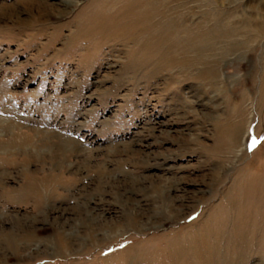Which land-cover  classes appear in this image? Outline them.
<instances>
[{"label": "rangeland", "instance_id": "obj_1", "mask_svg": "<svg viewBox=\"0 0 264 264\" xmlns=\"http://www.w3.org/2000/svg\"><path fill=\"white\" fill-rule=\"evenodd\" d=\"M0 127V264H264V0H0Z\"/></svg>", "mask_w": 264, "mask_h": 264}, {"label": "bare ground", "instance_id": "obj_2", "mask_svg": "<svg viewBox=\"0 0 264 264\" xmlns=\"http://www.w3.org/2000/svg\"><path fill=\"white\" fill-rule=\"evenodd\" d=\"M141 3V2H140ZM139 4V3H138ZM151 6V5H150ZM249 7H251V8H253L254 7V5H252V4H250V6ZM227 9V8H226ZM56 10L58 11V12H60L62 9L61 8H59V7H57L56 8ZM137 10V9H136ZM149 10V9H148ZM249 10V9H248ZM145 11H147L146 9H145ZM132 12V11H131ZM134 12V11H133ZM150 11H148V13H149ZM209 12V11H208ZM135 13H136V11H135ZM93 14V13H92ZM133 14V13H132ZM145 14V13H144ZM146 14H147V12H146ZM108 15V14H107ZM138 15V14H137ZM137 15H134L135 17L137 16ZM244 15V14H243ZM99 17H100V15H98ZM143 16V15H142ZM103 17V16H102ZM236 17V16H235ZM92 18V17H91ZM90 18V19H91ZM94 18V17H93ZM96 18H97V16H96ZM127 18V17H126ZM129 18V17H128ZM134 18V17H133ZM133 18H132V20H131V22H133ZM145 18H147V17H145ZM144 18V19H145ZM102 19V18H101ZM103 19H105V18H103ZM130 19V18H129ZM128 19V20H129ZM246 19V18H245ZM110 20V19H109ZM203 20V19H202ZM104 21V20H103ZM136 21V20H135ZM222 21V20H221ZM220 21V22H221ZM246 21V20H245ZM199 22V21H198ZM82 23V22H81ZM102 23V22H101ZM108 23V22H107ZM110 23V22H109ZM134 23V22H133ZM228 23V22H227ZM238 23V22H237ZM120 24V23H119ZM130 24V23H129ZM128 24V25H129ZM109 25V24H108ZM144 25H145V23H144ZM225 25V24H224ZM234 25V24H233ZM94 26V25H93ZM105 26H106V24H105ZM119 26V25H118ZM232 26V25H231ZM261 26V25H260ZM80 27V26H79ZM85 27V26H84ZM99 27V26H98ZM180 27V26H179ZM224 27V28H223ZM222 27V25H221V29H219L218 28V31L219 32H217V33H219V36H222V37H224V38H228L229 36H231V34H235V30L236 31H238L237 33L239 34V35H237V36H244L245 35V33L246 32H248V33H250L251 32V36L253 35H256V34H259V33H262V28L261 27H257V26H255V24L253 25L252 23H251V27H250V24H249V22L247 23V21H246V23H242V26H240V28H239V30H237L236 29V27L235 28H232V31L231 30H229L228 28H229V26H228V24H226L225 26H223ZM97 28V27H96ZM96 28H94V29H96ZM108 28V27H107ZM112 28V27H111ZM131 28V27H130ZM196 28V27H195ZM82 29V28H81ZM88 29V28H87ZM103 29V28H102ZM216 29V28H215ZM80 30V29H79ZM100 30V29H99ZM109 30V29H108ZM114 30V29H113ZM169 30V29H168ZM83 31H85L86 32V30H84L83 29ZM88 31V30H87ZM98 31V30H97ZM185 31V30H184ZM210 31V30H209ZM215 31H217V30H215ZM214 31V29L213 30H211L209 33L207 32V34H205V36L203 37V40H204V42L202 41V40H199L198 38H202V37H199L198 35H197V37H195V39L197 38L199 41H201V43H202V46L204 47L203 48V51L206 49V47H208V45H209V47H210V45L212 46V45H214L215 46V43H213V41L211 42V40L212 39H214L215 37H216V32ZM229 31H231L230 33H229ZM82 32V31H81ZM93 32V31H92ZM92 32H90V33H92ZM146 32V31H145ZM166 32V31H165ZM206 32V31H205ZM84 33V32H83ZM89 33V32H88ZM169 33H171V32H169ZM185 33V32H184ZM252 33H254V34H252ZM256 33V34H255ZM86 34V33H85ZM95 34V33H94ZM115 34V33H114ZM175 34V33H174ZM233 34V35H234ZM160 35V34H159ZM178 35V34H177ZM218 36V37H219ZM234 36H236V35H234ZM262 36V35H261ZM86 37H88V36H86ZM175 37V36H174ZM218 37H216V38H218ZM257 37V36H256ZM94 38V37H93ZM162 38V37H161ZM170 38V37H169ZM173 38V37H172ZM240 38V37H239ZM238 38V39H239ZM90 39V38H89ZM139 39V38H138ZM158 39V38H157ZM184 39V38H183ZM194 39V38H193ZM219 39H221V38H219ZM178 40V39H177ZM192 40V39H191ZM218 39H216V41H217ZM240 40V39H239ZM112 41V40H111ZM136 41V40H135ZM183 41V40H182ZM198 41V42H199ZM224 41V40H223ZM234 42V44H237L238 42H236L235 40H233ZM94 42V41H93ZM189 42V41H188ZM187 42V43H188ZM190 42H192V41H190ZM197 42V44H199ZM218 42V41H217ZM221 42H222V40H221ZM186 43V42H185ZM193 43V42H192ZM213 43V44H212ZM95 44V43H94ZM158 44V43H157ZM167 44V43H166ZM177 44V43H176ZM217 44V43H216ZM233 44V45H234ZM160 45V44H159ZM178 45H180V44H178ZM188 45H190L189 43H188ZM186 46V45H185ZM201 46V45H200ZM181 47V46H180ZM192 48H194V47H192ZM181 50H182V48H180ZM200 49V48H199ZM172 50V49H171ZM193 51V50H192ZM191 51V52H192ZM203 51H202V54H203ZM206 51V50H205ZM201 54V53H200ZM205 56H206V54H205ZM198 57V56H197ZM208 57V56H207ZM201 58V57H200ZM199 58V59H200ZM182 59V58H181ZM189 59V58H188ZM180 60V59H179ZM206 60V59H205ZM209 60V59H208ZM192 61V60H191ZM210 61V60H209ZM213 61V60H212ZM211 61V62H212ZM179 62V61H178ZM185 61H183V63H184ZM188 62H190V61H188ZM187 62V63H188ZM205 62H207V61H205ZM215 62V61H214ZM191 63V62H190ZM200 64H202V61H201V63ZM207 65V64H206ZM210 65V64H209ZM184 67V66H183ZM208 70V69H207ZM204 71V70H203ZM204 75V74H203ZM225 124V123H224ZM8 126V125H7ZM9 127V126H8ZM1 128V127H0ZM5 128H2V129H0V130H4ZM17 140V139H16ZM41 141H43V139H41ZM26 142H28V140H26V141H24L23 139L20 141V143L19 144H25ZM31 144H32V146L36 149V148H38L39 146H37L38 144H33L32 142H31ZM3 145V144H2ZM2 145H0V148L1 149H4L3 151L6 153H9V151L7 150L8 148H9V150L10 151H12L11 149L13 148V149H15L16 148V146H14L15 144H13V143H7L6 145L7 146H2ZM64 146V145H63ZM63 146H61V145H57V148H56V151H57V153H55V155H53L50 159H52V161L53 162H55V163H59V161H57L59 158L58 157H60L61 155H63ZM8 147V148H7ZM222 148V147H221ZM29 149H30V147H29ZM34 149V152H35V154H36V152H37V149L35 150ZM24 151V150H23ZM32 151V150H31ZM27 152V151H26ZM25 152V153H26ZM38 153H39V151H38ZM44 153H45V151H44ZM41 154V153H40ZM32 155V154H31ZM44 155V154H43ZM52 155V154H51ZM64 156V155H63ZM39 157V156H38ZM29 158V157H28ZM30 159V158H29ZM57 161V162H56ZM42 181H44V183L46 182V181H48V179L46 180V179H42ZM39 187V186H38ZM42 189H43V187H42ZM36 191H37V189H36ZM33 196V195H32ZM173 255V254H172ZM184 255V254H183Z\"/></svg>", "mask_w": 264, "mask_h": 264}]
</instances>
